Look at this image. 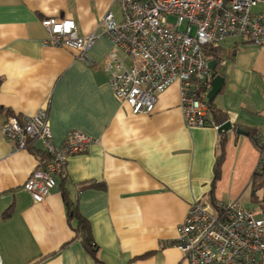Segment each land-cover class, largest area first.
Instances as JSON below:
<instances>
[{
    "label": "crops",
    "instance_id": "0c3cea01",
    "mask_svg": "<svg viewBox=\"0 0 264 264\" xmlns=\"http://www.w3.org/2000/svg\"><path fill=\"white\" fill-rule=\"evenodd\" d=\"M108 11L122 19L117 0H0L3 264H188L176 242L191 203L222 199L218 184L229 180L227 170L238 167L243 154L248 165L254 162L257 147L249 135L186 125L178 82L159 95L152 114L132 112L105 69L114 47L102 33ZM49 17L73 19L79 35L99 34L88 53L91 63L74 48L44 44L50 33L42 20ZM232 38L221 43L224 56L217 65L224 84L215 104L235 126L256 128L262 143L264 47ZM40 109L48 112L57 145L71 130L97 141L88 152L70 156L50 195L36 202L25 183L48 155L38 139L15 151L2 125ZM223 135L225 156L215 181ZM62 183L91 224L94 252L75 235L77 220L68 218ZM9 208L12 215L3 218Z\"/></svg>",
    "mask_w": 264,
    "mask_h": 264
},
{
    "label": "built area",
    "instance_id": "2783aa9c",
    "mask_svg": "<svg viewBox=\"0 0 264 264\" xmlns=\"http://www.w3.org/2000/svg\"><path fill=\"white\" fill-rule=\"evenodd\" d=\"M119 20L108 11L102 33L114 47L105 62L117 96L134 114H152L158 98L180 84V106L188 127L219 125L212 120L207 94L213 75L205 48L241 36L264 47V0H117ZM50 38L45 45L71 47L91 63L89 51L99 34L79 35L73 19L42 20ZM218 64V63H217ZM206 98H202V94ZM15 151L40 140L48 160L29 175L25 189L43 202L56 186L70 156L89 151L97 141L71 130L64 142L53 139L48 112L26 118L10 116L2 125ZM262 159V158H261ZM176 245L188 264H264V212L234 201L205 198L191 203ZM0 264H3L0 256Z\"/></svg>",
    "mask_w": 264,
    "mask_h": 264
},
{
    "label": "trees",
    "instance_id": "16d2710c",
    "mask_svg": "<svg viewBox=\"0 0 264 264\" xmlns=\"http://www.w3.org/2000/svg\"><path fill=\"white\" fill-rule=\"evenodd\" d=\"M245 41H248L245 39ZM224 48H222L221 43L218 45H211L207 46L205 48L206 55L209 57L210 60L216 59L217 63L223 59L224 56ZM215 72L218 74V65H216ZM202 98H206V95L203 93ZM210 104V109H211V115H212V120L215 122L217 125H222L226 121L230 120V116L228 113L223 111L222 109L218 108L217 105L215 104V99L214 100H208ZM22 119L20 115H14ZM237 127V126H236ZM247 131H249V137L253 141L254 145L257 147V149L261 153V161L259 163L258 168L256 169L253 178H252V193H251V201L255 204H257L258 208H261L264 212V142H260L259 137H258V131L256 128H247ZM221 140V149L220 153L217 158L216 162V169H215V181L220 175V167L223 162L224 156H225V135H223ZM32 142L28 144L27 147H31ZM64 173V172H63ZM66 178L63 179L65 181ZM90 185H96L93 183H89ZM262 191V194L260 193ZM62 195L63 199L66 204L67 208V215L69 220H77V224L74 227L75 235L77 238H79L84 245L90 250V251H95L96 250V244L92 239V234H91V224L90 222L83 217L80 212L78 211L75 202L71 200L68 194V190L66 189L64 183H62ZM13 209L9 208L7 211L3 213V218H8L12 215Z\"/></svg>",
    "mask_w": 264,
    "mask_h": 264
},
{
    "label": "rangeland",
    "instance_id": "374dc122",
    "mask_svg": "<svg viewBox=\"0 0 264 264\" xmlns=\"http://www.w3.org/2000/svg\"><path fill=\"white\" fill-rule=\"evenodd\" d=\"M236 40H245V38L241 36H234ZM227 38L226 40L222 41L223 45H227L226 43L229 41H233V38ZM231 154H229L230 157ZM260 152L255 148V158L252 165H248V160L246 159L245 154L240 156V164L238 167L233 165L229 170H227V174L229 175V180L226 182H221L218 184V191L220 201L225 203H231L234 201L239 202L244 207H257V204L251 201V191H252V183L250 184L252 175L254 171L259 166L260 162ZM236 157V156H235ZM235 163H237L236 159ZM239 161V160H238ZM225 169V166H224ZM226 173V169H225ZM241 174V179L238 177V174ZM247 175L245 179H242L244 175ZM223 181V180H222Z\"/></svg>",
    "mask_w": 264,
    "mask_h": 264
},
{
    "label": "water",
    "instance_id": "95a60500",
    "mask_svg": "<svg viewBox=\"0 0 264 264\" xmlns=\"http://www.w3.org/2000/svg\"><path fill=\"white\" fill-rule=\"evenodd\" d=\"M216 65H217L216 59L210 60L209 66H210V69L212 70L213 81H212V87L207 94L208 100H214L216 96L221 92L223 84H224V77L221 74L219 73L217 74L215 72ZM217 130L221 134H226L229 131H236L239 134L249 135V131L236 127L235 124L231 120H228L222 125H220Z\"/></svg>",
    "mask_w": 264,
    "mask_h": 264
}]
</instances>
